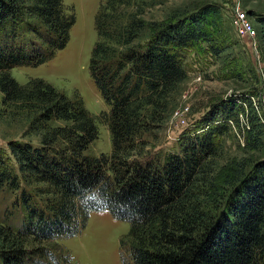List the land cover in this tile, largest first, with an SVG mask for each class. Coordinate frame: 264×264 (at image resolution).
<instances>
[{"label": "trees", "instance_id": "16d2710c", "mask_svg": "<svg viewBox=\"0 0 264 264\" xmlns=\"http://www.w3.org/2000/svg\"><path fill=\"white\" fill-rule=\"evenodd\" d=\"M138 4L102 0L93 17L87 70L108 106L103 120L111 149L91 155L85 150L97 130L81 98L40 78L18 84L8 72L39 65L63 48L72 13L61 0H0L1 102L23 112L37 139L7 141L0 188H18L16 170L41 184L46 195L43 206L35 207L20 192V227L0 224V264H55L49 248L28 242L72 236L98 210L128 223L131 264H264V160L248 169L233 160L219 168L214 161L240 105L220 104L207 112L193 133L177 134L179 151L161 161L132 157L140 134L164 119L185 79L184 53L203 42L210 59L221 53L224 40L214 4L167 21L145 20ZM253 17L256 38L263 37L264 17ZM246 119L245 147L253 149L262 126L247 114Z\"/></svg>", "mask_w": 264, "mask_h": 264}, {"label": "rangeland", "instance_id": "374dc122", "mask_svg": "<svg viewBox=\"0 0 264 264\" xmlns=\"http://www.w3.org/2000/svg\"><path fill=\"white\" fill-rule=\"evenodd\" d=\"M64 9L71 12L74 21L69 29L65 46L48 59L36 65H19L8 70L18 84H25L31 78H40L68 97L79 96L85 109L94 117L96 138L91 141L85 153L91 155L110 153V140L103 114L108 106L102 100L88 75L87 64L95 40L93 17L102 0H61ZM137 8L148 21H167L183 18L197 8L214 4L219 7L220 34L223 35L222 51L208 58L207 46L196 43L184 54L186 77L171 99L161 122L153 123L138 137L139 161H161L167 153L179 151V136L183 132L193 133L201 126L205 114L220 104L240 105L243 110L237 114V121H231L229 130L220 138L218 156L214 161L221 168L227 160L246 164L248 169L256 161L264 160V36L255 40L256 54L248 44L236 36L231 26V6L238 3L253 16L264 17V0H137ZM136 6V5H135ZM249 15L255 32L254 17ZM259 34V33H258ZM219 39L214 43L217 45ZM199 74L196 80L195 73ZM195 79H194V76ZM243 103V104H242ZM185 108V109H184ZM177 111V114H174ZM250 116L261 124V137L253 149L245 147L244 138ZM23 112L3 104L0 93V156L9 158L8 140L37 143L36 137L27 130ZM227 164V163H226ZM215 168L216 170H220ZM18 188H0V224L19 228L24 210L20 192L30 196L29 204L42 207L45 194L41 184L23 177L15 170ZM212 174V173H211ZM214 174V173H213ZM210 198V197H208ZM128 223L115 219L107 210L90 211L85 225L72 236L58 237L42 243H30L33 247L49 248L55 257V264H131L125 235ZM30 243V244H29ZM34 258V257H33Z\"/></svg>", "mask_w": 264, "mask_h": 264}, {"label": "built area", "instance_id": "2783aa9c", "mask_svg": "<svg viewBox=\"0 0 264 264\" xmlns=\"http://www.w3.org/2000/svg\"><path fill=\"white\" fill-rule=\"evenodd\" d=\"M230 13H231V17H230L231 26L233 28L234 33L236 34L237 37L245 41L248 44L251 51H253L256 54V44H255L256 32L245 10L240 8L238 3L234 2L233 5L231 6ZM194 75L197 76L196 80L199 79L200 76L197 72ZM174 114H177V111H174ZM228 123L231 124V121L229 120ZM174 133L175 135L178 134L177 131Z\"/></svg>", "mask_w": 264, "mask_h": 264}]
</instances>
